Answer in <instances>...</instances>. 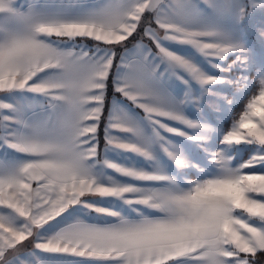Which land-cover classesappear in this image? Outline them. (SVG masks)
Segmentation results:
<instances>
[{
  "label": "snow or ice",
  "instance_id": "obj_1",
  "mask_svg": "<svg viewBox=\"0 0 264 264\" xmlns=\"http://www.w3.org/2000/svg\"><path fill=\"white\" fill-rule=\"evenodd\" d=\"M258 254L264 0H0V264Z\"/></svg>",
  "mask_w": 264,
  "mask_h": 264
},
{
  "label": "rangeland",
  "instance_id": "obj_2",
  "mask_svg": "<svg viewBox=\"0 0 264 264\" xmlns=\"http://www.w3.org/2000/svg\"><path fill=\"white\" fill-rule=\"evenodd\" d=\"M256 49L259 51V54L258 55L260 57V55H261V47L259 46ZM234 75H239V73H234ZM175 89H176L177 92H181L182 89H183V85L180 84L179 82H177L176 85H175ZM212 103L213 102L211 100L205 99L204 100V103H203V107L202 108H199L198 110L193 111L194 117H197L198 118L199 116H205L206 118H210V119H213V120H220L222 122L223 126H224L225 125V122L224 121L226 119L228 121L231 120V116H229L228 118L224 119L221 116L217 115L216 114V111L212 108ZM237 105H236V107H237ZM236 107L234 109H232V115L235 114V113H237V110L239 112L241 111L240 108L237 109ZM230 123L231 122H226V126H224V127L227 128Z\"/></svg>",
  "mask_w": 264,
  "mask_h": 264
},
{
  "label": "crops",
  "instance_id": "obj_3",
  "mask_svg": "<svg viewBox=\"0 0 264 264\" xmlns=\"http://www.w3.org/2000/svg\"><path fill=\"white\" fill-rule=\"evenodd\" d=\"M145 43L150 44V42L147 39H145ZM150 46H152L153 49H154V45H151L150 44ZM259 46H260L259 41L254 40V48H255V51L257 50L256 48H258ZM258 54H259V51L257 50L255 52V55H256L257 59H259V55ZM111 100H112V89L110 87L109 90H108V93H107V101H108V104L111 103ZM192 115L194 116L193 113H192ZM106 120H107V110H105L104 116L102 117L101 124H100L99 129H98V139H99L98 151H99V154H100V157L101 158H103L104 145H105V141H104V125L106 123ZM227 121H228L227 119L224 121L225 122V125L224 126H226V122ZM258 264H264V261L263 262H258Z\"/></svg>",
  "mask_w": 264,
  "mask_h": 264
},
{
  "label": "trees",
  "instance_id": "obj_4",
  "mask_svg": "<svg viewBox=\"0 0 264 264\" xmlns=\"http://www.w3.org/2000/svg\"><path fill=\"white\" fill-rule=\"evenodd\" d=\"M251 94V93H250ZM242 105H243V102H241L240 104H238L237 105V109L238 108H240V109H242ZM239 114V111L237 110V113H235V114H233V116H235V115H238ZM231 120H229V121H227V122H230ZM264 261V256H260L259 254H258V262H263Z\"/></svg>",
  "mask_w": 264,
  "mask_h": 264
}]
</instances>
